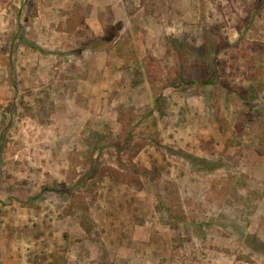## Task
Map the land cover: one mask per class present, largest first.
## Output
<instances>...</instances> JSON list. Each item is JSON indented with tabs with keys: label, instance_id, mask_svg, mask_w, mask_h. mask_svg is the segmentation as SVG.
I'll return each instance as SVG.
<instances>
[{
	"label": "rangeland",
	"instance_id": "1",
	"mask_svg": "<svg viewBox=\"0 0 264 264\" xmlns=\"http://www.w3.org/2000/svg\"><path fill=\"white\" fill-rule=\"evenodd\" d=\"M0 264H264V0H0Z\"/></svg>",
	"mask_w": 264,
	"mask_h": 264
},
{
	"label": "trees",
	"instance_id": "2",
	"mask_svg": "<svg viewBox=\"0 0 264 264\" xmlns=\"http://www.w3.org/2000/svg\"><path fill=\"white\" fill-rule=\"evenodd\" d=\"M209 43L205 41L201 44L200 50L196 56L190 57L186 53L185 48H176L174 54V64L170 74L163 75V86L171 87H187V86H210L215 83L216 71L213 66V55L210 52ZM147 75L152 81L156 80L158 74L154 72V59L150 56L148 58ZM151 73V78H150ZM135 169V168H133ZM132 169V170H133ZM102 174L105 171H101ZM106 172L110 175H114L115 178L119 177V172L114 169L108 168Z\"/></svg>",
	"mask_w": 264,
	"mask_h": 264
}]
</instances>
